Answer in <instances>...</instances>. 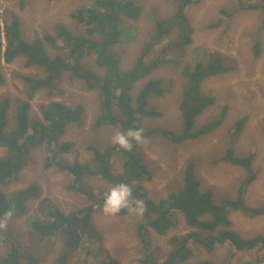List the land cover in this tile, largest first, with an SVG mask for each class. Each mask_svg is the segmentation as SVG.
I'll use <instances>...</instances> for the list:
<instances>
[{
    "label": "trees",
    "instance_id": "trees-1",
    "mask_svg": "<svg viewBox=\"0 0 264 264\" xmlns=\"http://www.w3.org/2000/svg\"><path fill=\"white\" fill-rule=\"evenodd\" d=\"M26 0H21L24 7ZM176 5L175 13L166 20H155V32L144 44L133 67L123 72L119 57L111 52L112 47L124 42L128 37L130 23L141 20L143 8L135 0H94L91 7L78 9L72 14L77 24L84 27L83 33L74 34L66 25L56 26L55 34H45L42 38L32 41L23 37L21 21L18 16L12 17L10 22L0 21V56L7 64H12L18 58H25V66L38 71L35 75H18L26 87V99L17 108L15 125L9 129V110L11 98L2 97L0 101V185L8 186L18 181L22 171L29 165L31 153L43 146L48 147L49 156L46 168L58 167L74 177L69 190L78 192L86 197L90 203L69 214L60 208L46 205L47 220L34 219L28 226L39 236L38 244L47 239L50 246L51 239L63 228L68 233L64 249L58 257L57 264H69L71 258L79 252L84 244V238L90 240L98 237V229L93 222V212L96 205H103V195L94 193L85 185L87 176H99L112 185L127 184L132 191V205L135 201H142L145 224L138 227V235L146 244V255L142 264H179L187 262L195 256L192 244L202 246L208 253L216 251L218 246L230 245L237 252H249L259 248L261 255L255 261L246 264H264V235L245 238L232 229L231 213L241 212L252 218L264 214L263 208H252L247 205L246 194L250 186L259 178L253 167L254 154L246 157L235 155L234 148L229 146L225 156L219 161L240 167L245 172L235 199H225L221 202L214 200L213 192L204 191L201 181L197 177L196 164L190 161L185 168L184 185L178 192L169 195L167 199L155 202L149 198V191L145 182L153 180L154 173L143 160L141 144L151 137H160L179 145L183 142L199 140L217 131L224 123L228 107H224L220 115L212 121L195 127L197 119L208 109L213 107L217 98L204 94L203 84L206 80L234 72L235 68L224 63L216 55L208 60L196 61L194 66L187 65L182 69L185 83L181 95V131L165 128L143 127L145 120L157 119L162 116L155 107L151 106L153 98H160L168 92L161 79H149L138 91L136 96L132 92L141 81L147 80L151 74L170 64L168 55L173 50H184L194 43L195 29L187 15V9L197 5L200 0H169ZM237 8L233 12L221 10L222 18L209 28L220 27L223 18L229 20L239 11H262V4L245 3L235 0ZM264 21V18L262 19ZM264 29V22L260 31ZM177 33L174 43L166 44L160 52L161 58L150 56L157 47L162 45L172 34ZM129 38V37H128ZM46 46L56 51L51 56ZM256 52L260 53L262 44L259 39L255 42ZM4 49V52H3ZM95 57V68L86 61ZM102 69L105 74L100 75L96 69ZM65 75L73 80L82 81L87 91L99 92L100 116L95 121V128L111 127L125 133L128 129H142L143 140L137 144L132 141L131 150H124L116 145L101 151L89 146L98 170H93L88 164H74L61 161L59 156L71 151L73 144L62 142L68 128L73 124H82L85 107H72L61 101H51L43 110L42 118H31L29 110L31 102L38 93L49 90L53 94ZM6 77L0 73V86L4 85ZM249 118H240L233 127V139L239 137L248 123ZM145 128V129H144ZM119 155L123 161V171L116 173L112 170V162ZM104 194V193H103ZM41 196L40 187L33 185L7 196L0 191V219L12 220L25 215L28 204ZM245 204V205H244ZM129 213L122 209L117 215L125 216ZM174 213L183 216L191 232L183 236H176L170 240L172 250L166 258L157 261L149 248L145 236L146 226L158 235L166 236L176 226ZM7 214V215H6ZM1 242V240H0ZM9 252L0 257V264H41V252L24 251L15 239H8ZM103 264H119L116 260H107ZM197 264H214L210 260H202ZM219 264H228L227 262Z\"/></svg>",
    "mask_w": 264,
    "mask_h": 264
},
{
    "label": "rangeland",
    "instance_id": "rangeland-1",
    "mask_svg": "<svg viewBox=\"0 0 264 264\" xmlns=\"http://www.w3.org/2000/svg\"><path fill=\"white\" fill-rule=\"evenodd\" d=\"M93 1L26 0L22 7L21 0H0V21L10 22L12 17L18 16L23 37L29 41L42 38L45 34H55L59 24H64L74 34H79L83 33L84 27L77 24L72 14L78 9L91 7ZM135 1L143 8L141 20L130 23L129 38L111 49V52L119 57L123 72L133 67L144 44L154 34L155 20H166L176 10V5L169 0ZM244 2L262 4L260 0ZM236 8L235 0H200L199 4L190 6L187 15L195 29L194 43L182 51L173 50L167 57L170 64L134 87L132 94L136 96L149 79H161L168 92L163 97L153 98L150 104L161 112L162 116L145 120L143 127L181 131L180 105L185 83L183 67L194 66L196 61H205L211 55H216L224 63L235 68L234 72L208 79L203 84V93L215 96L217 102L197 119L195 127L212 121L227 106L226 119L217 131L199 140L179 145L160 137H151L142 142L143 160L154 173L153 180L145 182L144 186L149 191V198L155 202L167 199L170 194L183 188L185 168L190 161L196 164V175L201 181L202 190H211L216 202L235 199L245 178V172L240 167L219 162L225 156L226 149L232 146L235 155L239 157L254 154L253 167L259 178L250 186L246 202L252 208L264 209V29L260 31L264 22V10L239 11L229 20L224 21L223 18L220 27L209 28L222 18L221 10L233 12ZM257 38L262 44L260 53L256 52ZM176 40L177 33H174L157 47L150 57L161 58L162 47ZM46 48L52 57L57 54L50 46ZM94 60L95 57H92L86 64L95 68ZM25 61V58L21 57L12 64H7L3 56H0V73L6 77L4 85L0 86V101L4 96L11 98L8 130L15 125L17 108L26 99V87L18 75L38 73L33 68H27ZM96 71L102 76L105 74L102 69L97 68ZM54 100L72 107H85L83 123L71 125L62 138V142L71 143L73 147L70 152L60 155L59 159L70 164H88L93 170H98L99 166L88 147L93 146L103 151L113 145L111 138L117 132L122 133L111 127L95 128L94 124L101 109L99 92H89L82 81H72L69 75H65L53 94L49 90L37 94L31 102L30 117L42 118L45 106ZM244 116L249 118L248 123L239 137L233 139L231 135L234 124ZM48 156L47 146L33 151L30 163L22 171L19 180L5 187L0 185V191L7 196L33 185L41 189L40 198L29 202L25 215L12 220L0 219V257L9 252L10 246L6 241L13 238L21 244L24 251L41 252V264H57L68 237L66 229L63 228L51 239L50 246L46 245V239L39 245V236L28 226V222L36 218L47 220V204H52L69 214L90 203L83 195L68 189L74 182L73 175L60 171L58 167L46 168ZM112 170L116 173L123 171V161L119 155L113 159ZM85 185L94 193L102 195L114 186L99 176H87ZM130 206H133L132 201ZM231 219L232 229L245 238L264 235V214L249 218L241 212H233ZM174 221L176 226L166 236L158 235L148 226L145 228L149 251L160 263L172 250L170 240L186 235L192 230L186 225L182 215L174 213ZM93 222L98 229V237L92 240L85 237L82 249L71 258L69 264H103L111 259L119 264H142L147 251L146 244L138 235L139 225L146 222L143 214L138 216L129 212L125 216L105 215L102 206L98 204L94 208ZM191 244L195 256L179 264H197L202 260H210L214 264H246L261 255L259 248L243 253L237 252L230 245H223L218 246L213 253H208L202 246Z\"/></svg>",
    "mask_w": 264,
    "mask_h": 264
},
{
    "label": "clouds",
    "instance_id": "clouds-1",
    "mask_svg": "<svg viewBox=\"0 0 264 264\" xmlns=\"http://www.w3.org/2000/svg\"><path fill=\"white\" fill-rule=\"evenodd\" d=\"M142 140V129H128L125 133L117 132L111 138V143L121 149L131 150L132 141L139 144ZM131 199V188L124 183L117 184L103 194V213L105 215H115L121 212L122 209H127L130 213H135L138 216L141 215L144 211L143 202L137 200L133 207L130 206Z\"/></svg>",
    "mask_w": 264,
    "mask_h": 264
},
{
    "label": "water",
    "instance_id": "water-1",
    "mask_svg": "<svg viewBox=\"0 0 264 264\" xmlns=\"http://www.w3.org/2000/svg\"><path fill=\"white\" fill-rule=\"evenodd\" d=\"M45 241H47V239H46ZM45 241H44V242H45Z\"/></svg>",
    "mask_w": 264,
    "mask_h": 264
},
{
    "label": "bare ground",
    "instance_id": "bare-ground-1",
    "mask_svg": "<svg viewBox=\"0 0 264 264\" xmlns=\"http://www.w3.org/2000/svg\"><path fill=\"white\" fill-rule=\"evenodd\" d=\"M245 205V204H244Z\"/></svg>",
    "mask_w": 264,
    "mask_h": 264
}]
</instances>
